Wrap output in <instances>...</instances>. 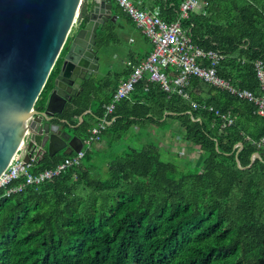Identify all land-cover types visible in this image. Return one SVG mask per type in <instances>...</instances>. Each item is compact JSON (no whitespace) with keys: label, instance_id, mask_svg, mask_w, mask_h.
<instances>
[{"label":"trees","instance_id":"16d2710c","mask_svg":"<svg viewBox=\"0 0 264 264\" xmlns=\"http://www.w3.org/2000/svg\"><path fill=\"white\" fill-rule=\"evenodd\" d=\"M141 1L172 23L185 0ZM199 6L182 22L191 42L225 56L221 78L261 95L254 62H264V0H202ZM111 28L97 30L100 51L116 43ZM66 45L37 110L47 101ZM114 78L110 88L87 77L74 107L59 116L83 141L111 101L120 79ZM189 86L185 100L144 77L116 104L99 148L87 150L79 167L9 197L0 192V264H264V117L252 103L213 87L202 101L190 96ZM203 105L233 123L222 127L224 120ZM151 129L165 143L178 137L188 144L200 153L199 163L170 152ZM72 155H45L29 172L54 168ZM19 182L24 178L10 186Z\"/></svg>","mask_w":264,"mask_h":264},{"label":"water","instance_id":"95a60500","mask_svg":"<svg viewBox=\"0 0 264 264\" xmlns=\"http://www.w3.org/2000/svg\"><path fill=\"white\" fill-rule=\"evenodd\" d=\"M111 8L110 0H0V177L20 149L25 164L82 150L83 140L66 132L59 116L98 69L97 30L112 20ZM65 44L47 101L37 110Z\"/></svg>","mask_w":264,"mask_h":264},{"label":"built area","instance_id":"2783aa9c","mask_svg":"<svg viewBox=\"0 0 264 264\" xmlns=\"http://www.w3.org/2000/svg\"><path fill=\"white\" fill-rule=\"evenodd\" d=\"M110 1L115 3L150 41L153 46L152 52L145 61L132 66L127 77L118 82L111 101L103 107L104 114L101 121L89 129V137L84 141L83 148L79 153L64 159L54 168L31 174L29 169L35 159L30 158L29 163L25 164L23 149H20L5 173L0 177V192L3 191L7 197L22 192L28 186H38L47 180L58 177L68 168L79 167L86 151L100 142L101 134L109 125L107 118L113 114L116 104L127 98L144 77H147L149 82L158 83L166 93L177 92L185 100L189 99L185 89L189 86L190 80L198 79L209 87L252 103L256 108V114L264 117V62L261 60L254 62L261 91V95L255 96L251 91L237 88L221 78L218 75V67L224 57L220 53L205 52L195 46L191 42L188 32L183 28L182 20L188 17L189 11L200 8L199 3H202V0H185L177 19L172 23L164 21L157 8L153 10L144 8L141 1ZM204 58L209 62H200V59ZM167 70H172L173 76L170 77ZM192 107L196 109L197 105L192 103ZM203 108L223 119L222 127L230 126L233 123L230 116L222 115L213 107L203 105ZM263 141L264 138L260 140V142ZM22 177L24 182L10 186L11 183L19 181Z\"/></svg>","mask_w":264,"mask_h":264},{"label":"crops","instance_id":"0c3cea01","mask_svg":"<svg viewBox=\"0 0 264 264\" xmlns=\"http://www.w3.org/2000/svg\"><path fill=\"white\" fill-rule=\"evenodd\" d=\"M138 1H141V0H138ZM138 1H136V2H138ZM143 6H144V8L150 10V8L145 6V4ZM200 9L201 8H198L197 10H200ZM179 13H180V10H179ZM106 14L108 16H111L112 20H109L105 24L110 23L111 27H112L111 28L112 31L113 32L117 31V36H116L117 40H116L115 44L116 45L125 44V46L127 48L126 55L124 56L125 62H123V67H122L124 69L122 71L119 70L118 74L116 75L117 77L119 76L120 79L118 82H120V81L125 79V77H124L125 72L124 71L126 70L127 66H131V68H132V66L138 65L140 62L145 61L147 59V57L150 55V53L152 52L153 46L150 43V41L140 32V30L137 29V27L135 26L133 21L130 18H128L118 6L115 7L114 4L112 3L111 10L110 11L106 10ZM188 15H189V13H188ZM128 19H129V21H128ZM184 20H182V21H184ZM123 22L127 23L129 25V27L131 28V30H129L127 28L125 29L123 26ZM96 40L98 42L97 35H96ZM100 52H99V59L97 62L98 69L96 72H93L91 75L88 76L90 78H93L94 80H97V72L99 71L100 63H101L99 61L104 58L102 52H101V54H100ZM192 82H193V80H192ZM192 82L190 83V86L188 88V92L190 93V96L197 97V98L201 99L202 101L206 100L210 95L211 88L209 86L201 83V82H196V84L195 83L193 84ZM74 105L75 104L72 102L69 105V107L73 108ZM90 109L94 110L93 107H91ZM91 110H89L88 112H91ZM62 125H64V129L66 130V132L70 133L73 136H77L75 134L74 129L72 128L71 125H69V123H65V124L62 123ZM175 138L176 139H174L170 143H174L175 145H178V143H177L178 137H175Z\"/></svg>","mask_w":264,"mask_h":264},{"label":"rangeland","instance_id":"374dc122","mask_svg":"<svg viewBox=\"0 0 264 264\" xmlns=\"http://www.w3.org/2000/svg\"><path fill=\"white\" fill-rule=\"evenodd\" d=\"M123 26L125 29L127 28L131 30V28L127 23L123 22ZM112 34L117 36V31H114ZM126 50L127 48L125 44H121V45L111 44L107 48L101 50L104 58L99 61L101 63H100L99 71L97 72V80H96L97 82H99V84L107 81L110 82V88L114 85L115 82L114 77L118 74L119 70L122 71L124 69L122 67H123V62H125L124 56L126 55ZM213 52H217V51H213ZM220 54L224 57L223 60H221L220 62H223L225 60V56L222 53ZM200 62H209V60L204 58V59H200ZM153 134H155L154 136L156 139L160 140L161 138L162 143H164L165 145L164 147H166L170 152L178 153L181 157H185L190 159L192 162L199 163V160L201 158L200 153L191 150L188 144L180 143L179 140H177L178 145H175L174 143H165L164 137L161 136L159 132L156 133L155 131H153ZM132 141L133 139L129 137V139L126 140V143L130 144ZM98 148H99V144H94L89 151H96ZM164 159L169 160L166 159L165 157Z\"/></svg>","mask_w":264,"mask_h":264}]
</instances>
